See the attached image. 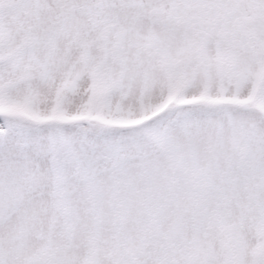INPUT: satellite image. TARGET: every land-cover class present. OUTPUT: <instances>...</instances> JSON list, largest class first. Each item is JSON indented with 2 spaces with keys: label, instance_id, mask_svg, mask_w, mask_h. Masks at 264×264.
I'll use <instances>...</instances> for the list:
<instances>
[{
  "label": "snow or ice",
  "instance_id": "snow-or-ice-1",
  "mask_svg": "<svg viewBox=\"0 0 264 264\" xmlns=\"http://www.w3.org/2000/svg\"><path fill=\"white\" fill-rule=\"evenodd\" d=\"M0 264H264V0H0Z\"/></svg>",
  "mask_w": 264,
  "mask_h": 264
}]
</instances>
